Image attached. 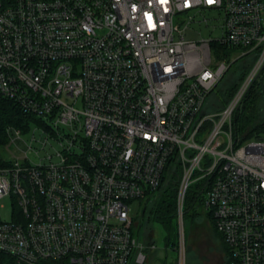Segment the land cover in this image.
Segmentation results:
<instances>
[{"label": "built area", "instance_id": "2783aa9c", "mask_svg": "<svg viewBox=\"0 0 264 264\" xmlns=\"http://www.w3.org/2000/svg\"><path fill=\"white\" fill-rule=\"evenodd\" d=\"M200 25L213 36L184 37ZM238 59L251 64L213 109ZM263 63L264 0H0V97L29 119L4 129L0 198L22 221L0 220V264H144L155 246L129 202L172 175L174 264L193 185L224 264H264V137L233 119Z\"/></svg>", "mask_w": 264, "mask_h": 264}, {"label": "rangeland", "instance_id": "374dc122", "mask_svg": "<svg viewBox=\"0 0 264 264\" xmlns=\"http://www.w3.org/2000/svg\"><path fill=\"white\" fill-rule=\"evenodd\" d=\"M209 36H213V33L209 32L202 25L192 26L184 32V37L192 40L205 39ZM233 67L234 64L231 65L230 70L233 69ZM237 68L238 66L233 70L234 75L238 73ZM254 80H256L255 86L258 84L257 88L262 90V94L256 103V118L259 119L264 117V69H259L250 84H252ZM240 109L241 108L237 109L235 116L237 126L236 131L239 135L244 134L240 128L243 118V111ZM29 127L30 130L35 128L32 124L29 125ZM30 130L28 134H23V137H26V135L30 136ZM40 133L39 130L35 131L37 137ZM39 137H41V134ZM249 137L251 136H245L246 139ZM48 142L52 149L59 148L57 143L50 140ZM154 195H156V193H154L150 199H153ZM146 199L147 198L144 197L129 202L130 216L132 218L140 213ZM150 202L151 201L146 202L148 208L150 207ZM147 207L144 209L142 220H140V222H135L136 227L133 229L134 234L136 236L138 235L139 239L151 240L155 246V249L151 250L148 254L144 264H174L176 253L171 249V244H173L174 229L176 232V220L171 219L164 223L155 220L151 217ZM0 220L15 222L22 221L19 207L11 195H6L0 198ZM182 228L184 264H220L219 260L221 255L224 256L225 262V246L218 233L214 230L211 218L206 212H202L194 207L188 208L185 205L184 213L182 215Z\"/></svg>", "mask_w": 264, "mask_h": 264}, {"label": "trees", "instance_id": "16d2710c", "mask_svg": "<svg viewBox=\"0 0 264 264\" xmlns=\"http://www.w3.org/2000/svg\"><path fill=\"white\" fill-rule=\"evenodd\" d=\"M234 67L233 69L229 70L227 73L228 75L224 76L222 80L215 86V88L211 92V97L214 100L213 109H220L225 101L229 98L233 90L236 88L238 81L242 78V75L246 72L247 68L251 64V60H235L233 62ZM237 68V74L234 75L233 70L235 67ZM242 67V68H241ZM262 70L264 69V63L261 67ZM240 70V71H239ZM229 80V81H228ZM256 80L250 84L248 89L246 90L243 98L241 99L240 105L238 108L243 111V118L240 124V128L243 131L245 136H262L264 137V117L256 118V103L259 97L262 94V90L257 88ZM256 87V88H255ZM211 99V100H212ZM237 108V109H238ZM234 113V125L236 126V112ZM33 119V118H30ZM29 119L25 120L18 109L12 105L7 99L0 97V165L4 164L3 161V153H2V146L5 144L6 137L4 134V129L7 125H15L18 127L24 128V122H28ZM177 175H172L169 182L166 186L162 187L158 190L156 195H154L153 199H146L144 206L142 207L140 213L132 218L133 223L140 222L143 217V212L147 205V201L150 202L149 213L151 217L155 220H159L164 223L167 220L175 219V188H176V178ZM196 185L191 186L186 193L185 197V205L189 207L192 206V198L193 193L195 192ZM143 210V212H142ZM138 224V223H137ZM176 242V232L175 229L173 231V244ZM9 264H15L12 260H8Z\"/></svg>", "mask_w": 264, "mask_h": 264}, {"label": "flooded vegetation", "instance_id": "af4514ba", "mask_svg": "<svg viewBox=\"0 0 264 264\" xmlns=\"http://www.w3.org/2000/svg\"><path fill=\"white\" fill-rule=\"evenodd\" d=\"M219 261H220V264H224V256L223 255L220 256V260Z\"/></svg>", "mask_w": 264, "mask_h": 264}, {"label": "water", "instance_id": "95a60500", "mask_svg": "<svg viewBox=\"0 0 264 264\" xmlns=\"http://www.w3.org/2000/svg\"><path fill=\"white\" fill-rule=\"evenodd\" d=\"M144 210V209H143ZM143 210H142V212H143Z\"/></svg>", "mask_w": 264, "mask_h": 264}]
</instances>
